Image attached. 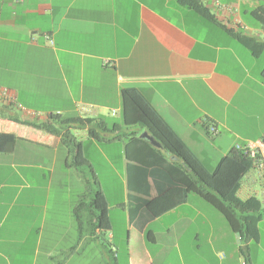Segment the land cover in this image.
<instances>
[{
  "label": "crops",
  "instance_id": "1",
  "mask_svg": "<svg viewBox=\"0 0 264 264\" xmlns=\"http://www.w3.org/2000/svg\"><path fill=\"white\" fill-rule=\"evenodd\" d=\"M196 1L205 13L181 0H0V133L15 136L12 150L0 151V264H264V217L258 237L243 240L195 192L158 216L141 208L130 219L127 197L155 196L163 175H143L122 140L71 128L83 155V143L99 149L124 186L122 241L114 242L113 206L100 184L109 229L93 231L83 210L80 234L73 208L95 186L70 164L59 136L20 122L54 113L111 123L121 90L135 88L209 171L236 144L264 141V47L254 54L234 35L264 42V0ZM135 131L119 125L109 136ZM113 143L121 170L105 157L103 146ZM237 196L264 208V175L252 167Z\"/></svg>",
  "mask_w": 264,
  "mask_h": 264
},
{
  "label": "trees",
  "instance_id": "2",
  "mask_svg": "<svg viewBox=\"0 0 264 264\" xmlns=\"http://www.w3.org/2000/svg\"><path fill=\"white\" fill-rule=\"evenodd\" d=\"M181 1L190 8L206 12L196 0ZM234 35L254 54L264 47V42L255 36L240 33ZM261 78L264 81V67ZM120 100V123H108L104 117L64 118L54 113L49 114L43 121H20L25 125L59 136L62 144L71 154L70 164L76 167L83 166L91 173L95 186L91 199L84 203L79 200L73 208L78 232L81 234L83 210L84 220L86 217L90 220L94 219L93 231L107 230L110 224L107 200L99 187L90 162L82 153L81 143L75 139L70 131L71 128H86L88 137L95 140L115 138L122 140L126 160L141 166L143 175L147 177L157 170L163 175L165 180L158 183L161 190L155 196H144L140 200L127 197L130 219L141 208L147 212H145L147 218L158 216L185 202L189 193L195 192L223 214L231 229L239 234L241 239H256L258 237L257 223L261 217H264V208L260 200L254 196L246 199L237 196L241 179L253 167V159L242 151L232 149L219 160L212 171H209L137 89H122ZM119 125L134 126L138 131L109 136V131L116 129ZM142 131L152 136L161 148L154 147L146 138L140 137L139 134ZM14 139L13 134L0 133V151H11ZM171 157L175 159L171 160ZM137 180L138 187L145 186L144 180ZM147 181L150 185H155V180L147 178ZM85 197L87 196L84 194ZM106 249L108 255L113 256L108 246Z\"/></svg>",
  "mask_w": 264,
  "mask_h": 264
},
{
  "label": "rangeland",
  "instance_id": "3",
  "mask_svg": "<svg viewBox=\"0 0 264 264\" xmlns=\"http://www.w3.org/2000/svg\"><path fill=\"white\" fill-rule=\"evenodd\" d=\"M171 17H173L176 21L184 24L188 28H192L190 25L187 23L181 22V19L176 17L175 15H172L171 13H167ZM262 59H264V51L262 54ZM109 121L111 122H121V117L120 115L116 116H109ZM117 145V144H116ZM114 143L113 144H105L103 146L104 152H105V157H108L111 159L114 163V166L116 169L121 170L122 168V163L120 162V158H118V148ZM85 146V156H87V159L89 160L90 164L92 165V168L94 170V173L96 174V177L99 181L100 187L104 190L106 193V196L108 198V202L110 206L112 207L111 210V218L115 226L118 228L117 236L114 240V242L118 243V238L119 241H122L120 238H122L121 235V227L123 223V217H122V212L120 210V206H118L119 203H121L124 199V186L122 179L116 177V174L113 172L109 164L107 163V160L105 161L104 157L101 154V151L99 149H96L95 146L90 145L86 147ZM84 169V179L87 178L90 183H93L91 173L88 171L87 168L83 167ZM93 188V184H92ZM85 189V186H84ZM85 202H88V198H84ZM190 205H197V203L194 201ZM170 220L168 218H164L161 220L162 223H168ZM120 250L121 253L119 254V261L122 262L125 260L124 257V248L125 246L120 243ZM112 262L110 264H113V258L111 259Z\"/></svg>",
  "mask_w": 264,
  "mask_h": 264
},
{
  "label": "built area",
  "instance_id": "4",
  "mask_svg": "<svg viewBox=\"0 0 264 264\" xmlns=\"http://www.w3.org/2000/svg\"><path fill=\"white\" fill-rule=\"evenodd\" d=\"M22 1V0H15ZM1 96H5L4 91H0ZM208 134L215 135L216 128L212 125L208 127ZM235 150L242 151L253 159V167L257 169L260 175H264V141L255 143L236 144Z\"/></svg>",
  "mask_w": 264,
  "mask_h": 264
},
{
  "label": "water",
  "instance_id": "5",
  "mask_svg": "<svg viewBox=\"0 0 264 264\" xmlns=\"http://www.w3.org/2000/svg\"><path fill=\"white\" fill-rule=\"evenodd\" d=\"M140 137L146 138L152 145H154L155 147L161 148V145L152 136H150L146 131H143L140 134Z\"/></svg>",
  "mask_w": 264,
  "mask_h": 264
}]
</instances>
